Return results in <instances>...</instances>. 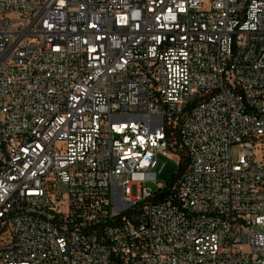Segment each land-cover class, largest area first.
<instances>
[{
	"label": "built area",
	"instance_id": "obj_1",
	"mask_svg": "<svg viewBox=\"0 0 264 264\" xmlns=\"http://www.w3.org/2000/svg\"><path fill=\"white\" fill-rule=\"evenodd\" d=\"M0 264H264V0H0Z\"/></svg>",
	"mask_w": 264,
	"mask_h": 264
},
{
	"label": "rangeland",
	"instance_id": "obj_2",
	"mask_svg": "<svg viewBox=\"0 0 264 264\" xmlns=\"http://www.w3.org/2000/svg\"><path fill=\"white\" fill-rule=\"evenodd\" d=\"M239 150L238 148H234V159L238 157ZM160 166H164L161 174L158 177L157 183H147L145 187L153 192L158 190V185H162L164 187H169L171 183L174 181L176 174L179 171V166L176 162L170 161L166 158H159ZM138 195V187L134 186L132 188V196L137 197Z\"/></svg>",
	"mask_w": 264,
	"mask_h": 264
},
{
	"label": "trees",
	"instance_id": "obj_3",
	"mask_svg": "<svg viewBox=\"0 0 264 264\" xmlns=\"http://www.w3.org/2000/svg\"><path fill=\"white\" fill-rule=\"evenodd\" d=\"M186 163H187V162H186L185 160L182 162V164H181V170H183V169L185 168ZM179 171H180V169H179ZM179 171H178V172H179Z\"/></svg>",
	"mask_w": 264,
	"mask_h": 264
}]
</instances>
